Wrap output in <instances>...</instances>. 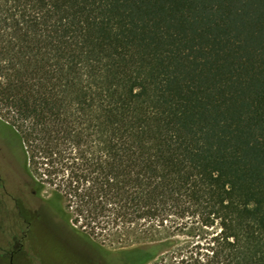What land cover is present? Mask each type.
Instances as JSON below:
<instances>
[{
  "label": "trees",
  "instance_id": "obj_1",
  "mask_svg": "<svg viewBox=\"0 0 264 264\" xmlns=\"http://www.w3.org/2000/svg\"><path fill=\"white\" fill-rule=\"evenodd\" d=\"M0 126L117 264H264V0H0Z\"/></svg>",
  "mask_w": 264,
  "mask_h": 264
},
{
  "label": "flooded vegetation",
  "instance_id": "obj_2",
  "mask_svg": "<svg viewBox=\"0 0 264 264\" xmlns=\"http://www.w3.org/2000/svg\"><path fill=\"white\" fill-rule=\"evenodd\" d=\"M8 141V142H7ZM12 145L9 144V138L6 140L0 136V221L6 222L7 238L16 248L11 252V256L30 255L36 258L38 264H66L69 262L64 255V251L58 246L48 244L40 234L38 221L41 213L45 212L42 208L33 207L26 198V191L23 189L11 190L6 182L9 177L8 165L11 163ZM30 193L35 196L36 193L30 188ZM44 214V213H43ZM48 215L49 213L46 212ZM52 221V219L50 218ZM52 223L56 224L54 221ZM58 226V224H56ZM60 229V228H59ZM61 231V230H60ZM71 232H74L71 230ZM60 234V240L68 245L87 248L93 252L97 264H117L118 257H110L104 254L98 248H92L94 245L83 235L74 232V238L69 233L67 236ZM68 237V239L66 238ZM78 237V240L77 238ZM93 245V246H92ZM95 247V246H94ZM94 261V260H93ZM94 261V262H95Z\"/></svg>",
  "mask_w": 264,
  "mask_h": 264
},
{
  "label": "rangeland",
  "instance_id": "obj_3",
  "mask_svg": "<svg viewBox=\"0 0 264 264\" xmlns=\"http://www.w3.org/2000/svg\"><path fill=\"white\" fill-rule=\"evenodd\" d=\"M0 136L3 139L9 138V144L12 145V155L10 158V164L8 165L9 177L7 178V186L11 190L23 189L26 191V198L29 204L33 207L42 208L45 212L41 213L40 220L38 225L41 236L44 241L48 244H52L55 247L58 246L61 250L64 251V255L68 258L69 262L66 264H97L95 261V256L93 252L87 248L76 247L73 245L66 244L65 241L60 240V234L63 232L68 235L72 234L74 238V232H71V227L76 231L82 232L84 228H81L80 223H71L70 225L65 221L61 214V208L58 203L50 201V194L48 191L41 193L40 195L32 196L30 193V178L27 175V172L23 168V157L19 149L18 143L13 139L7 130L0 126ZM8 142V141H7ZM46 212L49 214L47 215ZM54 221L58 226L52 221ZM6 222L0 221V264H38L36 258L30 255H13L11 252H14L16 248L12 245V242L7 238V228ZM60 228V229H59ZM61 230V231H60ZM66 235V236H67ZM68 239V237H66ZM78 240V237H76ZM182 240L181 238H179ZM94 241L97 242L103 249L104 254H108L110 257L116 255V253L127 244L123 245L120 240L110 239L106 235L102 234L101 236L94 237ZM93 246V245H92ZM97 248V247H92ZM99 249V248H98ZM95 262H94V261ZM102 264V262L100 263ZM104 264V263H103ZM148 264H160V260H153Z\"/></svg>",
  "mask_w": 264,
  "mask_h": 264
}]
</instances>
